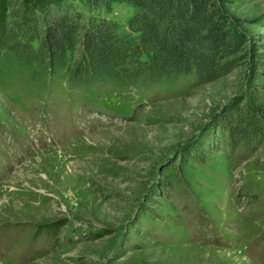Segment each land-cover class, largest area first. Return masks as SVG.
Segmentation results:
<instances>
[{
  "label": "rangeland",
  "instance_id": "1",
  "mask_svg": "<svg viewBox=\"0 0 264 264\" xmlns=\"http://www.w3.org/2000/svg\"><path fill=\"white\" fill-rule=\"evenodd\" d=\"M68 1L122 26L135 12ZM219 3L244 51L213 84L33 79L0 50V264H264V149L218 128L264 105V0Z\"/></svg>",
  "mask_w": 264,
  "mask_h": 264
},
{
  "label": "trees",
  "instance_id": "2",
  "mask_svg": "<svg viewBox=\"0 0 264 264\" xmlns=\"http://www.w3.org/2000/svg\"><path fill=\"white\" fill-rule=\"evenodd\" d=\"M88 1L107 12L126 3L135 12L122 26L103 16L86 19L68 0H0V50L38 66L33 79L66 70L76 85L148 86L181 77L213 84L239 68L244 41L219 0ZM256 92L264 99V86ZM221 117L218 128L233 152L241 145L264 149V105L241 101ZM211 142L208 134L197 145L203 156Z\"/></svg>",
  "mask_w": 264,
  "mask_h": 264
}]
</instances>
